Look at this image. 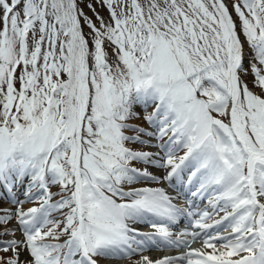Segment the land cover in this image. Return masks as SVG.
Wrapping results in <instances>:
<instances>
[{"label":"snow or ice","instance_id":"snow-or-ice-1","mask_svg":"<svg viewBox=\"0 0 264 264\" xmlns=\"http://www.w3.org/2000/svg\"><path fill=\"white\" fill-rule=\"evenodd\" d=\"M0 237V264H264V0H0Z\"/></svg>","mask_w":264,"mask_h":264},{"label":"rangeland","instance_id":"rangeland-1","mask_svg":"<svg viewBox=\"0 0 264 264\" xmlns=\"http://www.w3.org/2000/svg\"><path fill=\"white\" fill-rule=\"evenodd\" d=\"M84 10H85V12H88V9H87V8H85ZM97 10H98V11H101L102 14H105V15H106V13H105L102 9H97ZM88 14L91 15V12H88ZM251 78H252L251 75H249L247 79L251 80ZM131 123L142 124L141 121H131ZM143 126L147 127V125H143ZM127 134H129V135H133L134 133H132L131 131H129ZM129 146H130V147H133V148H139V147H141V146L138 145V144H130ZM148 150H150V151H154L155 149H148ZM135 166H137V167H142V165H139V164H136ZM52 191H56V188H53ZM27 205H29V204H25L24 207L27 208ZM7 238H8V237H0V239H7ZM0 254H2V253H0ZM10 254H11V253H8V255H10ZM25 255H26V254H25Z\"/></svg>","mask_w":264,"mask_h":264},{"label":"bare ground","instance_id":"bare-ground-1","mask_svg":"<svg viewBox=\"0 0 264 264\" xmlns=\"http://www.w3.org/2000/svg\"><path fill=\"white\" fill-rule=\"evenodd\" d=\"M178 203H182L181 201H178Z\"/></svg>","mask_w":264,"mask_h":264}]
</instances>
